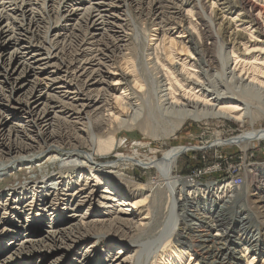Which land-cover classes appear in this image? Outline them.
Returning <instances> with one entry per match:
<instances>
[{
	"label": "bare ground",
	"instance_id": "6f19581e",
	"mask_svg": "<svg viewBox=\"0 0 264 264\" xmlns=\"http://www.w3.org/2000/svg\"><path fill=\"white\" fill-rule=\"evenodd\" d=\"M173 1L183 4L173 13L182 18L181 26L167 17ZM193 1L195 24L190 12L184 13L183 0H0V178L16 165L18 171L55 168L54 174L12 186L5 200L0 193V244L10 240L0 247V264H108L123 249L129 256L115 264H264L260 230L251 227L262 222L254 219L237 183L209 186L206 195L202 187L175 177L174 168L188 147H173L148 160L139 159L137 152H115L123 130L151 128L155 133L165 120L173 121L172 130L178 127L174 121L188 119L224 117L241 123L245 113H240L248 112L250 101L264 98V6L254 0H223L240 11L229 24L238 35L230 38L229 54L215 56L218 38L212 14L222 0H213L210 7ZM131 6L161 26L154 29L148 50L133 44L127 33H134L127 24ZM218 67L224 74L230 71V89L216 90L210 79L206 85L205 73ZM37 88L42 98L33 97ZM56 89L59 94L52 95ZM18 119L24 123L14 124ZM79 126L87 131L81 133ZM261 141L264 128H254L214 146L234 144L246 150ZM112 153V163L97 161ZM133 165L156 170L158 181L136 185L132 177L116 171ZM259 170L255 166L249 171L248 180L262 208L264 172ZM156 190L166 201V216L157 227L152 213ZM235 207L246 211L236 217ZM50 210L55 216L45 234L35 236L31 221L20 222L29 211L43 221ZM236 226L239 239L231 235ZM105 237L112 242L95 258L82 250L83 244L80 251L49 260L53 249L84 241L95 245ZM173 242L180 245L168 250ZM24 250L35 253L31 260L32 255L22 257Z\"/></svg>",
	"mask_w": 264,
	"mask_h": 264
},
{
	"label": "rangeland",
	"instance_id": "374dc122",
	"mask_svg": "<svg viewBox=\"0 0 264 264\" xmlns=\"http://www.w3.org/2000/svg\"><path fill=\"white\" fill-rule=\"evenodd\" d=\"M184 1V13L190 12L191 16L190 23H196L197 21V7L194 5L195 2L193 0H183ZM213 0H202V5H207V7H210ZM218 1L219 0H215ZM234 4L237 2V0H231ZM207 2V3H206ZM210 2V3H209ZM254 2H257L258 4L263 7L264 0H254ZM194 3V4H193ZM205 3V4H204ZM227 2H224L223 0L219 2L218 8L215 9V12L212 14V20L214 21L213 30L215 34H217L218 40H216L217 47H214V54L215 56H222L223 52L224 54H229L231 49V37L233 38V35H238V29L235 28L233 25L230 24V19L235 18L240 11L237 8H233L231 6V3L226 4ZM174 4V5H173ZM178 4V5H177ZM182 3H178L177 1L169 2V8L167 11L170 13L167 15V17H172L170 21L176 22L178 25H182V18L173 15L176 8L181 7ZM237 4V3H236ZM183 5V4H182ZM259 5V6H260ZM196 7V8H195ZM134 6H131V23L130 21H127L128 25H131L134 29V33L130 30L127 31V33L131 36V42L133 44H140V47L142 50H148L150 41L154 38L155 31L157 27L161 28V26L156 22L155 17H143V15H140L134 11ZM190 10V11H189ZM196 11V12H195ZM172 13V14H171ZM195 13V15H194ZM208 13H211V10L208 9ZM241 13H243L241 11ZM127 15L129 14L126 13ZM225 15V18H224ZM214 16V17H213ZM174 17V19H173ZM177 17V18H175ZM196 18V19H194ZM229 18V19H228ZM126 18H124L125 20ZM130 19V20H131ZM148 19V20H147ZM128 20V19H127ZM194 20V21H193ZM181 21V22H180ZM196 21V22H195ZM216 21V22H215ZM147 22V23H146ZM227 22V23H226ZM217 24V25H216ZM184 25V28H187L189 26V21H187ZM229 26V27H228ZM216 27V28H215ZM215 28V29H214ZM197 30L201 33V30L197 28ZM160 31V30H159ZM175 32H180L179 30ZM142 35V36H141ZM179 34L177 33L176 36ZM215 36V35H214ZM215 36V37H216ZM138 38V41H136V38ZM175 37V36H174ZM239 39V38H237ZM134 41V42H133ZM211 43V41H209ZM160 44V42H158ZM221 44V46H220ZM225 45V46H223ZM160 47L158 49L160 50ZM157 46L155 47L154 51H156ZM227 52V53H226ZM240 55L243 54V49L240 46ZM222 53V54H221ZM2 65V62L0 60V66ZM136 68L139 69L138 63L136 61ZM219 68V69H218ZM217 69H213L210 73H205V75H208L205 77L204 81H206V85L210 86L208 84V80L212 81L211 85H214L213 88L216 90H227L230 89V71H227L228 74H224L222 71V68L218 67ZM50 70H46V72H50ZM210 74V75H209ZM226 75V76H225ZM218 76V77H216ZM216 78V79H215ZM227 80V81H226ZM110 84H112L113 79L108 80ZM216 82V83H215ZM228 83V84H227ZM221 85V86H220ZM229 85V86H228ZM220 86V87H219ZM57 88V86H55ZM40 88H37L34 93L33 97L35 98H42L44 94L40 93ZM50 93V92H49ZM56 93V94H54ZM51 94L58 95L59 90L56 89L55 92L51 91ZM63 97V95H61ZM70 97L76 98L74 95H70ZM77 100V98H76ZM255 100V101H254ZM253 101H250L249 108L247 111L242 112L240 114L245 113V116L243 117L244 122L237 123L230 121L228 119H224V117H217L202 121H194V120H185L183 122L174 121L177 123V128L175 130H172L173 122L172 120L168 121H162L159 123L160 128L156 130V127L154 128L155 133L151 132V128L149 130H145L144 128H136L133 130H123V134L119 133L117 140L120 143L119 148L115 152L123 153L126 155H132L137 152L138 158L141 160H148L150 158L154 157H161L162 154L169 151L173 147H179L181 148H187L188 152L182 155L175 168H174V176L179 177L184 180L193 179L196 183H194L196 186L202 187L203 190H205V194L207 195L206 189H208L209 186H216V187H225L227 183L230 184V182H233L232 180H227L230 177V165L233 166L240 163L241 159L244 156V152L247 150H251L256 155V160H247L244 162V171L245 172V189H243L242 195L245 193L246 199L250 201V206L252 207L251 211L258 217L259 221L262 222V224H258V229L255 226H251L253 229L256 228V230H260V232H257V235L259 237L260 244L263 245L264 243V207H260L259 203L257 202V198L259 195H257L254 191L253 183H251V180H248L249 177V171H252L253 168L259 167L260 170L264 172V141L261 142H253L246 150H242L240 146L231 144V145H223V146H214V142L218 140H228L233 137H236L238 135H241L244 132L253 131V129H261L264 128V98L261 99H254ZM69 103V101H67ZM252 112V113H251ZM20 117H23L20 115ZM23 119H18L13 121L14 124L24 123L22 122ZM245 123V124H244ZM79 128H82L79 126ZM83 129V128H82ZM82 130L81 133H84ZM145 133H143V132ZM151 132V133H150ZM168 133V134H167ZM153 134V136H152ZM168 135V136H167ZM120 136V137H119ZM121 140V141H120ZM195 147V148H193ZM263 149L262 151L260 150ZM259 153V154H258ZM114 155V156H113ZM116 153H112L111 155L107 157H97V161L107 164L112 163L116 160ZM44 158L43 156L40 157L37 161L42 160ZM99 158V159H98ZM42 162V161H41ZM37 165V164H35ZM20 166L16 165V169L14 171H11L4 175V177L0 178V193L5 195L4 200L6 199V195H8V191L12 186L17 185H23L26 182L32 181L35 178L41 177L44 174H54L55 168L53 166H46L44 169L40 170V168L34 166L32 169H24L19 170L18 168ZM116 171H121L124 174L127 175V177H132L135 181L134 184L136 185H143V186H150L156 183L159 179V175L156 170H144L137 166H128V167H120ZM122 173V174H123ZM38 174V175H37ZM40 175V176H39ZM259 178V177H258ZM262 180L264 178V175L262 174V177H260ZM48 181V183L51 182ZM115 180V179H113ZM118 178H116V181ZM42 181V180H40ZM189 181V180H188ZM147 183V184H146ZM150 183V184H149ZM236 183V182H234ZM51 184V183H50ZM149 184V185H148ZM20 187V186H19ZM18 187V188H19ZM228 188V187H226ZM230 189V187H229ZM6 193V194H5ZM264 193V191H263ZM163 194V193H162ZM241 194V193H240ZM102 193L99 192L98 196H101ZM11 198V197H10ZM152 200L154 201L152 206V213L154 215V226H160V224L164 221V217L166 216L163 204H166L165 201V195L163 194L160 196L159 192L157 190L155 193H153ZM164 200V201H163ZM208 200V199H207ZM163 201V203H162ZM201 202H204V200H201ZM162 203V204H161ZM207 204H209L207 202ZM125 208V207H123ZM247 208H250L247 206ZM246 208V209H247ZM86 210V209H85ZM85 210L83 211L85 213ZM262 210V214H260ZM41 212V211H40ZM91 212L88 211V215ZM230 214V211L227 212ZM55 216L54 210H50L47 212H44V218L43 221H39L37 218V215L30 214L29 212L22 213L20 217V222L31 221L28 223L29 226L32 227V232L35 236H39L40 234H45L48 231L52 230L51 226V219H53ZM91 218H95L91 215H89ZM228 224L230 226V215H228ZM263 216V217H262ZM159 220V221H158ZM169 220V218H166V222ZM194 221V219L192 220ZM18 222L16 221V224ZM260 223V222H259ZM254 224V223H253ZM236 229L232 230V234L235 237H238V232L235 231ZM198 230V229H196ZM201 230H198L196 235H199ZM216 232L212 230V235H214ZM38 234V235H37ZM230 235V231L228 233ZM236 239H239L236 238ZM110 239L105 237L100 242H98L95 245H92V243H88L87 241H84L80 243L77 247H61L58 249H53L50 252H48L49 260L55 259L56 257H59V255H64L65 253H70L73 251H80V247L83 246L82 250H87L89 253L90 258L92 256L97 254V252L102 251L105 247L106 243H111L109 241ZM9 239L2 240V244H0V247L7 246L9 244ZM236 242L240 243V241L236 240ZM180 245V242H173L172 245L168 247V250L172 248L174 244ZM179 243V244H178ZM248 243V242H247ZM246 242H241V246H244L247 244ZM14 244V242H13ZM88 245V246H87ZM240 246V245H239ZM104 251V250H103ZM117 251V250H116ZM122 253L118 255L116 258L112 257L111 259L113 262H108V264H115L117 260L125 259L129 256V253L125 252V249L121 250ZM120 251V252H121ZM32 254H35L28 250H24L22 252V257L26 256L25 258L30 257ZM246 252L242 253V255H245ZM19 255V256H21ZM1 256V253H0ZM103 256V255H102ZM251 256V255H250ZM254 256V255H253ZM104 257V256H103ZM249 257V256H248ZM21 258V257H20ZM33 258H30V260ZM114 258V259H113ZM69 259V257L67 258ZM189 259V258H188ZM187 259V261H188ZM262 259V258H261ZM186 261V262H187ZM65 264V263H64Z\"/></svg>",
	"mask_w": 264,
	"mask_h": 264
},
{
	"label": "built area",
	"instance_id": "2783aa9c",
	"mask_svg": "<svg viewBox=\"0 0 264 264\" xmlns=\"http://www.w3.org/2000/svg\"><path fill=\"white\" fill-rule=\"evenodd\" d=\"M260 150L262 151L263 149L260 148ZM247 160H256V155L253 151H251V150L245 151L244 156L241 159L240 163H238L234 166L232 164L230 165V177H229V179H227V180H232L233 182L237 183L238 192H241V194L243 193V189H245V184H246L245 183V172L246 171H244V162H246ZM188 180L191 183H196L193 179H188ZM241 211H246V210L243 208L237 209V207H235V209H233L234 215H236V217H238V213H240ZM247 211L249 212L248 208H247ZM250 212H252V211H250ZM255 218H257V216H255V214H254V219ZM253 225L255 227H258V222L254 221Z\"/></svg>",
	"mask_w": 264,
	"mask_h": 264
}]
</instances>
